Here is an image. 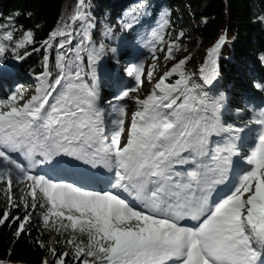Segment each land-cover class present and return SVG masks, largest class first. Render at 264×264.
<instances>
[{"label":"snow or ice","instance_id":"obj_1","mask_svg":"<svg viewBox=\"0 0 264 264\" xmlns=\"http://www.w3.org/2000/svg\"><path fill=\"white\" fill-rule=\"evenodd\" d=\"M86 7V0H77L75 14L43 41L44 71L36 77L39 86L34 94L25 99L21 86L0 99V183L8 193L9 208L19 207L11 195L14 179L26 185L32 201L29 204L22 196L25 210L32 211L11 220L9 211H4L0 226L18 222L15 235L19 237L40 199L43 226L58 235L69 230L72 234L64 241L71 252L58 254L55 247L48 249L53 264H68L70 256L73 264H264V109H253L258 115L248 121L260 126L250 155L243 157L251 167L235 177L224 196L210 202L213 187L224 183L230 163L229 156L220 153L237 155V141L251 129L219 123L217 113L227 107L228 98L224 93L212 99L198 94L200 84L192 82L195 73L186 71L190 56L157 78L158 53L164 54L165 62L176 60L173 53L179 51L184 35L165 39L166 11L146 37L144 46L152 63L146 67L143 60H137L127 67L134 84L114 97L132 101L137 111L125 128L128 105H119L114 127L107 129L97 104L99 91L84 79V54L94 69L104 51L102 43L92 42ZM259 19L264 22V16ZM76 22L79 27H74ZM125 27L131 30L134 25L130 22ZM226 43L227 37L220 36L207 50L198 69L205 84L218 78L220 52ZM34 44L30 29L19 30L18 35L14 26L0 31V57L11 47L15 59L24 60L41 50L31 47L29 51ZM110 51L119 63L116 49ZM146 84L151 89L143 98L133 95ZM257 87L264 90L262 85ZM221 131L230 133V143L212 152L207 147L209 137ZM61 156L93 167L102 165L112 173L107 188L97 190L33 171L36 164L60 168L64 162L56 158ZM205 157L218 163L210 167ZM184 165L192 167L181 170ZM185 217L197 225L182 226L179 221ZM39 246L45 247L42 242ZM6 255L8 259H0V264H10L11 254Z\"/></svg>","mask_w":264,"mask_h":264},{"label":"trees","instance_id":"obj_2","mask_svg":"<svg viewBox=\"0 0 264 264\" xmlns=\"http://www.w3.org/2000/svg\"><path fill=\"white\" fill-rule=\"evenodd\" d=\"M86 4L85 10L92 25L89 29L92 39H95L100 21L108 14L115 9L130 11V19L126 24L131 22L134 27L131 30L123 27L121 34L133 40L136 45L131 50L121 52L119 62L123 65L134 63L132 53L138 50L141 40L158 26L165 11L169 13V26L177 31L185 30V36L179 44L207 45L211 48L220 36H226L227 43L220 52L219 76L215 84L205 85L199 77L194 76L192 82L200 84V95L206 93L212 98L216 97L217 92L226 95L227 107L217 113L222 125H247L255 130L259 128V125L250 124L248 121L258 115L253 109H264V90L257 87L258 84L264 86V61L261 60L264 55V22L259 19L264 16V0H86ZM76 11L77 0H0V25L7 26L0 28V31L11 30L14 26L18 35L19 30L30 29L34 33L35 44L29 46L28 50L31 51V47L41 49L32 52L24 60H17L9 47V51L0 57L1 71L9 64L17 65L15 71L9 70L0 75V99L6 98L21 86L24 90L29 84L35 83L37 75L44 71L43 41L52 30L67 22ZM10 16L13 18L11 22L8 20ZM198 22L200 24L193 30L186 29L189 23ZM74 27H79V22H76ZM168 39L175 40L171 35H168ZM104 44L116 51L123 48L116 39H107ZM195 55V52L185 55L191 57L186 65V71L190 74L196 66ZM84 56V79L93 84L87 53ZM175 57L176 60L167 63V70L185 58L177 55ZM50 69L54 76L56 73L55 69L51 68V63ZM103 85L102 92L108 101L104 108L109 110L115 101L114 97L118 95L121 83L108 75L107 79L103 80ZM257 135L255 131L252 139L244 143L241 150L243 155L251 150ZM12 193L14 203L19 207L9 208L6 202L4 206L0 205V216L4 211H9L10 220L13 216L23 218L32 209L26 211L20 198L23 196L29 204L32 203L31 198L27 196L26 187ZM41 202L43 201L37 200L38 206L32 212L31 222L19 237L15 235L18 222L11 225L6 222L0 226V259L7 260L6 254L10 253V264H42L43 260L53 264V257L48 251L50 247H55L58 254L72 251L71 246L64 242L71 238L70 230L58 235L55 230L43 226L41 216L44 210L39 208ZM81 239L86 240V237ZM40 242L45 247L41 248ZM68 264H73L71 256L68 258Z\"/></svg>","mask_w":264,"mask_h":264},{"label":"rangeland","instance_id":"obj_3","mask_svg":"<svg viewBox=\"0 0 264 264\" xmlns=\"http://www.w3.org/2000/svg\"><path fill=\"white\" fill-rule=\"evenodd\" d=\"M129 19H130V11H128V10L125 11L124 9H122V10L115 9L113 12L108 14L107 17L104 18V20L100 21L98 28H97V31L95 32V39H92V42L94 45L99 46L102 43L104 46V51L101 53L100 58L98 59V61L96 62L95 66H94V69L92 67H90V73H91V78H92L93 84L95 85V87L97 88V90L99 91V94H100V99L97 101V104L101 108V110L104 112L105 126L107 129H111L114 127L113 121L116 118H118L117 108L119 105H121V104H127L128 105L127 110H126L127 116L129 113L132 114L135 111H137L136 105L130 100H125V101L115 100L112 103V105L110 106L109 110L105 109L104 104L108 103V101H106V99L104 98V93L102 92V89L104 88L103 87L104 86L103 80L107 79L108 75L115 78L116 80H118L121 83V86L118 90V94L122 88H124L126 86H131L134 84L133 77L129 76L125 71V69L131 65H123L120 62L115 63L114 54L113 53L110 54L111 53L110 49L104 44L105 40H107V39H109L111 41H113V39H116L117 43L123 45L122 50L116 51V56H118V58H120L121 52L123 50H131L136 45V43L133 40H131V39L125 37L123 34H121V30L123 29V27H125L126 21ZM199 24H200L199 22L198 23H189L187 25L186 29L187 30H193ZM181 32L184 33V35H183V37H184L185 36V30L177 31L175 28L168 26V29H167L168 34L166 35L165 39L168 40V35H171L173 38H176V36ZM149 35H150V33L148 34V36ZM146 37L147 36H145L141 40L142 42L140 44H138L139 45L138 50L133 52L132 54H133V62L134 63L137 60H143L146 67H147L148 65H150L152 63V57H151V53L144 46L147 43ZM209 49L210 48L207 45L189 46L187 44H179V51L174 50L173 55L174 56L177 55V56H180L181 58H183L188 53L195 52L196 53V55H195L196 66H195V69L193 70L192 73H195L194 77H199L198 69L200 68L203 61L205 60L206 52ZM158 55L161 57V59L157 61V64H158V68L156 70L157 78L164 71H167V63L172 62V61L165 62L163 60V55H164L163 53H158ZM103 61H105L107 65L103 66V64H102ZM118 64H120V66ZM9 67H11V68L13 67L12 70L15 71V69L17 68V65L16 64H9L4 69H8ZM112 69H114V72L112 71ZM93 75L95 76V79H93ZM154 82H155V79L153 80V83ZM38 86H39V81L37 79H36L35 83L29 84V86H27L23 90L25 93V99L29 98L32 94H34V92ZM150 89H151V85L146 84L145 87L142 88L138 94L134 93L133 95H139L141 98H143L150 91ZM197 92H198V89H197ZM198 94H199V92H198ZM219 94H220V92H217L216 97ZM203 95H206L207 98L212 99V97H209V94L204 93ZM224 110H225V108L221 109L219 112L224 111ZM217 119H218L219 123L222 124V122L219 120L218 117H217ZM129 124H130V119L128 117V120H126L125 128H127L129 126ZM247 128L251 129V131H246L245 133L241 134L243 139L241 141H239L240 142L239 145H241V144L244 145V143L247 142L248 140H251L253 135L255 134V129L253 127L251 128L250 126H247ZM223 133H226L228 136L223 137L222 136ZM105 134L109 135L108 132H106ZM229 137H230V133L227 131H221L219 134L213 133V135L209 137V143H208L207 147L212 152H214L218 146L220 148H223L225 145H227V141L229 140ZM237 150H238V148H237ZM241 153L242 152H240L238 150L237 155L240 158L241 167L238 168L239 170H236V173L238 171H243L244 168H250L251 167L250 165H247L245 162H243V157L249 156L251 153V150L248 151V153H246L245 155H243L244 153L241 155ZM13 155L16 156L17 154H13ZM38 158L39 157H37V159ZM17 159L22 160V157L17 156ZM39 159H41V158H39ZM204 159L208 165H209V162L212 161L209 157H205ZM24 163H27V162L25 161ZM45 165H47V167L52 169V166L50 164H45ZM191 167H192L191 165H184L181 170L187 169V168L191 169ZM42 168L44 170V167H42ZM33 170H35V169H33ZM54 177H56V176L54 175ZM235 177H236V175H235ZM235 177H234V179H235ZM234 179H233V182H234ZM229 186H231V184L227 185V187H229ZM21 187H26V186L23 183H17V181L14 179L13 180V186L11 189V195L13 196L12 191H15ZM6 202H8V193L6 191L4 184L0 183V205L4 206V204Z\"/></svg>","mask_w":264,"mask_h":264},{"label":"bare ground","instance_id":"obj_4","mask_svg":"<svg viewBox=\"0 0 264 264\" xmlns=\"http://www.w3.org/2000/svg\"><path fill=\"white\" fill-rule=\"evenodd\" d=\"M102 64H103V66L107 65L105 61H103ZM12 69H13V67L12 68L10 67L9 70H12ZM112 71L114 72V69H112ZM133 114L134 113H132V114L129 113L128 116H127V120H128V117H129V119H131V117H132ZM222 136L223 137H226L228 135L226 133H223ZM229 143H230V141L228 140L227 141V145ZM239 143H240L239 141L236 143V148L239 146ZM222 155H227V152H224V153L222 152ZM227 156H229L230 163H229V166H228V171L226 173L225 181L226 182L227 181L232 182L233 179H234V177H235V175H236L235 170H236V168L238 169L239 167H241V165H240L241 162H240V158L238 157V155H227ZM58 158L59 157H57L56 159H58ZM53 162H55V161H53ZM217 163H218L217 161H211V162H209V165L208 166L212 167V166H215ZM215 187H219V184L215 185L213 187V190H214ZM215 200H217V199H215Z\"/></svg>","mask_w":264,"mask_h":264}]
</instances>
